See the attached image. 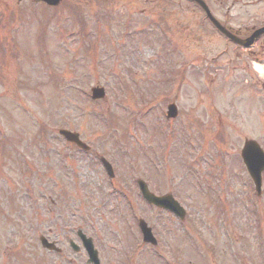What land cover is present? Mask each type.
<instances>
[{
	"label": "rangeland",
	"instance_id": "rangeland-1",
	"mask_svg": "<svg viewBox=\"0 0 264 264\" xmlns=\"http://www.w3.org/2000/svg\"><path fill=\"white\" fill-rule=\"evenodd\" d=\"M18 2L0 0L11 8L0 13V264H85L68 246L78 229L103 264H264V174L258 196L240 156L245 138L264 146V106L236 76L227 88L199 76L183 1L89 0L48 22ZM94 87L104 100L91 101ZM170 103L179 116L167 121ZM61 129L91 152L70 149ZM138 179L172 194L187 221L144 202ZM141 218L156 250L140 241Z\"/></svg>",
	"mask_w": 264,
	"mask_h": 264
},
{
	"label": "flooded vegetation",
	"instance_id": "flooded-vegetation-1",
	"mask_svg": "<svg viewBox=\"0 0 264 264\" xmlns=\"http://www.w3.org/2000/svg\"><path fill=\"white\" fill-rule=\"evenodd\" d=\"M18 1V7L24 8L23 12L38 9L41 12V20L56 18L66 7L78 10L80 6L89 4V0H61L59 5L52 7L41 0ZM181 1L184 3L180 6L181 23L187 34L186 39L190 41V34L195 33V40L201 43L204 50L199 64L195 59H191L198 69L199 76L210 72L213 86L224 88L229 87L232 81L229 78L236 76L239 82L237 86L253 90V96H249L253 106L255 107L254 103L257 107L264 106V0ZM8 9H11L8 5H0V13L2 12L5 18ZM1 41L0 37L2 56L5 55V48ZM207 50L211 51L206 52ZM211 53L212 55L205 57ZM226 76L229 78H225ZM200 80L203 82L201 85L206 84V81ZM256 111L258 112L257 108ZM261 146L264 149L262 144ZM164 213L172 215L169 212ZM154 230L153 228V232ZM62 254H65V251ZM85 264H89L88 257Z\"/></svg>",
	"mask_w": 264,
	"mask_h": 264
},
{
	"label": "water",
	"instance_id": "water-1",
	"mask_svg": "<svg viewBox=\"0 0 264 264\" xmlns=\"http://www.w3.org/2000/svg\"><path fill=\"white\" fill-rule=\"evenodd\" d=\"M43 1L51 5H56L59 3V0H43ZM104 96H105V91L103 88L93 89L94 99H101V98H104ZM168 113H169V117H172V118L176 117L177 107L175 105H170ZM60 134L68 142L74 143L86 151L89 150V147L80 140V136L78 133L71 132L68 130H61ZM242 157H243L244 163L247 166L249 173L251 174L252 178L255 181L257 190L260 191L261 185H262V173L264 172V152L261 151V149L255 142H247L242 152ZM103 162L105 163L107 170L109 171L111 177H113V170H112L111 165H109V163L106 162L104 159H103ZM138 184H139L140 191L143 197L147 200L148 203L155 205L162 209L171 210L172 212L177 214L180 218L182 219L184 218L185 210L180 206V204L177 201L174 200V198L171 195L157 197L149 191L148 186L144 181L139 180ZM140 226L142 228L145 241L152 242L154 244L155 240L153 239V236L151 235V230L147 227L145 222L141 221ZM79 235L82 237V239H84L85 246L87 250L89 251L91 258L96 260V264H98L97 252L94 251L92 240L91 239L86 240L85 236H83L81 232L79 233ZM42 242L46 248L55 249V245L48 243L46 239H42Z\"/></svg>",
	"mask_w": 264,
	"mask_h": 264
}]
</instances>
